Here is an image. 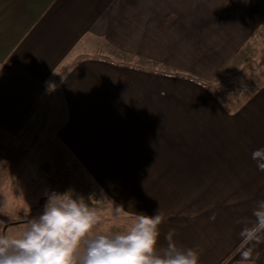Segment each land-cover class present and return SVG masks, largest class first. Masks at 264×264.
I'll return each instance as SVG.
<instances>
[{
    "label": "crops",
    "instance_id": "1",
    "mask_svg": "<svg viewBox=\"0 0 264 264\" xmlns=\"http://www.w3.org/2000/svg\"><path fill=\"white\" fill-rule=\"evenodd\" d=\"M256 38L264 0H0V141L37 146L32 172L76 165L100 195L98 231L159 209L161 245L171 233L199 264H241L264 199L251 158L264 77L246 96L248 76L229 92L212 83ZM253 256L264 264V242Z\"/></svg>",
    "mask_w": 264,
    "mask_h": 264
},
{
    "label": "clouds",
    "instance_id": "2",
    "mask_svg": "<svg viewBox=\"0 0 264 264\" xmlns=\"http://www.w3.org/2000/svg\"><path fill=\"white\" fill-rule=\"evenodd\" d=\"M264 171V147L252 152ZM43 213L30 218L19 234H0V264H199L200 252L178 246L167 237L159 243L160 225L166 217L134 213L135 219L124 230L98 231L100 212L73 189L46 193ZM107 199L106 197H104ZM116 216H129L123 205H114ZM244 249L241 264H255L254 246L264 242V199L256 202L252 219L240 233Z\"/></svg>",
    "mask_w": 264,
    "mask_h": 264
},
{
    "label": "rangeland",
    "instance_id": "3",
    "mask_svg": "<svg viewBox=\"0 0 264 264\" xmlns=\"http://www.w3.org/2000/svg\"><path fill=\"white\" fill-rule=\"evenodd\" d=\"M263 46V38L252 41L249 48L236 57L234 61L236 64L224 70L214 84L212 83V87L219 92H229L235 88L234 85H239L234 78L240 76L250 78L249 84H241L244 85L243 96L261 86L264 77ZM191 89L203 91L200 84H196ZM38 150L37 146L22 151L4 145L0 149V234L21 233L30 218L43 213L46 203L45 194L51 191L63 193L71 188L86 199L90 197L88 202L93 207L102 203L98 192L90 188L93 184L75 173L76 165L69 162L57 163V165L52 164L54 171L47 174L32 172V167L37 168L39 165L30 162L33 161L31 155Z\"/></svg>",
    "mask_w": 264,
    "mask_h": 264
},
{
    "label": "trees",
    "instance_id": "4",
    "mask_svg": "<svg viewBox=\"0 0 264 264\" xmlns=\"http://www.w3.org/2000/svg\"><path fill=\"white\" fill-rule=\"evenodd\" d=\"M1 148H3V144H2L1 141H0V149H1Z\"/></svg>",
    "mask_w": 264,
    "mask_h": 264
}]
</instances>
